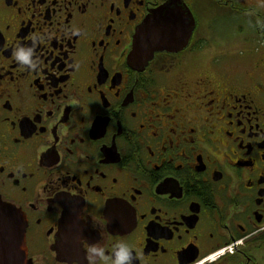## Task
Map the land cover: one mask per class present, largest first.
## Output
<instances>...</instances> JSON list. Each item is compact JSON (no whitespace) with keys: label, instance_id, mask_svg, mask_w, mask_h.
<instances>
[{"label":"flooded vegetation","instance_id":"flooded-vegetation-1","mask_svg":"<svg viewBox=\"0 0 264 264\" xmlns=\"http://www.w3.org/2000/svg\"><path fill=\"white\" fill-rule=\"evenodd\" d=\"M10 212L25 264H264V0H0V264Z\"/></svg>","mask_w":264,"mask_h":264},{"label":"water","instance_id":"water-1","mask_svg":"<svg viewBox=\"0 0 264 264\" xmlns=\"http://www.w3.org/2000/svg\"><path fill=\"white\" fill-rule=\"evenodd\" d=\"M168 10L166 6L163 8H159L157 12L144 23L141 27L136 45L137 50L145 55L147 58L142 60L143 62L150 61L153 58V54L155 52H161L169 49V43H171V39H169L168 34L170 30L174 27L180 28L182 23H178L176 25L173 24L171 18L167 16ZM172 22V23H171ZM194 27V22L191 20V23L188 25L186 29L187 39L192 35V29ZM186 39V37H185ZM174 40V38H173ZM136 55V50L133 54H131L132 61H134ZM10 218H7V223L5 228L3 229L2 235L7 239V246L11 256V262L9 264H25V252L26 245L24 243V232L22 231V226L19 222V218L12 212H10ZM2 264V263H1Z\"/></svg>","mask_w":264,"mask_h":264},{"label":"clouds","instance_id":"clouds-1","mask_svg":"<svg viewBox=\"0 0 264 264\" xmlns=\"http://www.w3.org/2000/svg\"><path fill=\"white\" fill-rule=\"evenodd\" d=\"M257 23H261L259 20ZM35 51L34 48L17 45L13 51V56L15 60L20 65H26L29 70H35L38 66V58L34 59ZM114 247L119 250L115 253V259L111 261V264H132L133 256L131 247L122 242L116 244ZM87 252L89 258H98L100 261L107 264L109 258L105 256V249L99 245L87 246Z\"/></svg>","mask_w":264,"mask_h":264},{"label":"rangeland","instance_id":"rangeland-1","mask_svg":"<svg viewBox=\"0 0 264 264\" xmlns=\"http://www.w3.org/2000/svg\"><path fill=\"white\" fill-rule=\"evenodd\" d=\"M208 20V19H207ZM206 25H207V22L205 23ZM205 24L204 23H202V28L203 29H205L206 27H205Z\"/></svg>","mask_w":264,"mask_h":264}]
</instances>
